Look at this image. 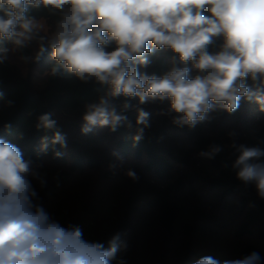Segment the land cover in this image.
<instances>
[{
	"label": "clouds",
	"instance_id": "9594fccd",
	"mask_svg": "<svg viewBox=\"0 0 264 264\" xmlns=\"http://www.w3.org/2000/svg\"><path fill=\"white\" fill-rule=\"evenodd\" d=\"M41 6L61 13L51 33L42 21L28 15L30 7ZM0 12V39L11 42L12 51L36 41L35 60L48 47L52 49L56 62L52 75L62 68L81 81L109 85L97 103L85 106L81 129L85 134L96 125L113 132L120 126L132 127L124 114L132 106L125 103L119 113L111 106L121 96L138 97L141 105L169 100L170 111L181 114L173 120L178 126L195 127L217 107L234 112L242 97L264 111V0H0ZM221 36V50L210 54L208 46ZM113 42L116 47L107 51ZM162 48L171 49L182 64L191 62L199 74L189 78L187 66H173L160 77L142 74L137 65L149 64L145 54ZM8 51L0 47V62ZM249 78L252 87L247 85ZM136 111L133 141L139 142L150 126L149 114L139 107ZM50 116L38 117L37 129L53 132L50 138L42 137L44 151L49 144L66 147L65 135ZM232 147L240 153L232 165L238 170L237 178L254 183L264 198V150L235 143ZM221 150L212 145L200 155L211 159ZM127 175L136 179L132 171ZM29 176L40 179L32 161L24 158L19 147L0 138V264H112L114 260L125 264L117 260L119 234L105 248L84 240L79 227H62L35 203L38 194ZM40 183L45 182L40 179ZM260 261L259 253L253 252L224 264ZM196 264L219 262L207 256Z\"/></svg>",
	"mask_w": 264,
	"mask_h": 264
},
{
	"label": "trees",
	"instance_id": "16d2710c",
	"mask_svg": "<svg viewBox=\"0 0 264 264\" xmlns=\"http://www.w3.org/2000/svg\"><path fill=\"white\" fill-rule=\"evenodd\" d=\"M0 15L3 13L0 12ZM28 15L35 19H46L52 29L56 28L61 18L59 11L44 6L30 7ZM223 43L222 36L214 38L208 52L218 53ZM11 46V42L0 39V47ZM115 47L113 42L106 50L112 51ZM19 51L24 59L27 58L25 60L30 59L31 48ZM51 53L52 49L48 47L38 61L34 59L35 53L31 62L32 67L46 73L42 90L34 89L30 79L19 74L8 59L0 62V93H3L0 97V138L19 147L24 158L32 161L33 168L52 161L50 178L39 187L40 193H37L35 203L46 206L44 209L53 221L66 229L79 227L84 240L102 243L105 248L119 234L121 250L117 260L123 259L125 264L145 262L148 258L157 264H194L203 257L211 256L216 260L218 257L213 252L199 251L193 252L192 257L170 259L163 250L164 241L194 237L207 240L213 219L210 206L215 197V200L227 202L237 212L239 221L234 233L238 238L257 235L264 242V198L259 197L254 183L246 184L239 180L238 170L232 167L240 154L232 147L234 143L264 150V111H260L256 102L242 97L236 111L229 113L217 107L207 114L206 120L189 127L173 123L174 118L181 114L170 111L169 100H149L141 105L138 97L121 96L114 98L111 106L119 113L125 103L131 105L124 114L132 127L120 126L113 132L108 127L96 125L85 134L81 131L85 123L82 118L85 106L97 103L109 85L95 80L81 81L62 68L57 75H52L51 69L56 62ZM145 56L149 64L146 67L137 65L142 74L160 77L173 66L189 67V78L199 74L191 62L182 64L178 55L169 48L158 49ZM247 85L253 86L250 78ZM137 107L149 114L150 126L144 129L143 138L134 142L138 127ZM56 112L67 114L66 119L60 121ZM43 114H51L50 118L56 121L58 130L65 135L66 147L49 144L47 151L43 150L42 137L50 138L53 135L50 130L37 129L38 117ZM65 124L76 127L79 130L77 136H68L64 130ZM5 125H10V128ZM107 135L111 138H107ZM103 144L113 147L120 157L135 162L119 169L124 188L121 194L109 190L101 195H83L76 198L77 205L74 207H69L64 199L58 200V196L71 183L74 173L85 174L87 170L102 168L104 156L100 145ZM212 145L222 149L214 158L200 155ZM56 152L62 155L56 156ZM176 166H191L193 169L187 168L179 181L171 182ZM129 171L135 173L136 179L127 175ZM106 176L113 177L110 172ZM54 200L56 204L48 208V204ZM102 207L109 212L115 210V215L108 228L98 232L96 219ZM141 209L152 211L145 228L153 224L160 231L154 236L144 235L146 239L140 244L138 253L134 254L127 235L131 237L135 233V219L139 217ZM126 241L129 244L124 247ZM253 252L259 253L260 264H264V251L254 243L242 248L241 258ZM112 264H117V261L114 260Z\"/></svg>",
	"mask_w": 264,
	"mask_h": 264
},
{
	"label": "rangeland",
	"instance_id": "374dc122",
	"mask_svg": "<svg viewBox=\"0 0 264 264\" xmlns=\"http://www.w3.org/2000/svg\"><path fill=\"white\" fill-rule=\"evenodd\" d=\"M38 21H42L48 32L51 33L55 31L48 24L46 19L39 18L36 19ZM45 34L44 32H41ZM31 48L32 52L30 54V59L27 61L23 58L22 54L19 50L12 51L13 46L9 47V51L6 56L8 59L18 70L19 74L28 77L31 82V86L34 89L42 90L45 87V79L46 73L39 72L36 67L31 66V62L34 60L33 56L37 51L38 43L33 41L28 46ZM56 116L60 121L66 119L67 114L62 112H56ZM64 130L68 136L74 137L77 136L79 130L76 127L71 125H64ZM107 138H111L109 135ZM101 150L103 151V166L100 169L95 170H87L85 174L74 173L72 176L71 183L69 186L63 191L59 196L58 200H66L69 203V207H74L76 204V198H81L83 195H101L102 192H107L109 190H113L117 195H120L123 191V182L119 177V169L125 165L134 164V161L129 160L128 158H123L117 155V151L110 147L109 145H100ZM264 159V158H262ZM52 166V161L48 160L44 164L35 167L34 169L39 173L40 179H43L44 182L48 181L50 178V169ZM193 169L191 166L182 167L176 166L173 170L170 181H179L183 177V173L185 170ZM110 172L113 177H107L106 173ZM34 190L37 193H40L41 183L40 179L29 176ZM40 187V188H39ZM216 198H212V205L210 206V211L213 215V219L209 225V234L208 239H198L196 237L191 239H169L164 241L163 250L170 257V259H175L179 257L193 256V252H213L218 257L219 264H224L225 261H234L242 259L240 252L242 248L248 243H254L259 246L264 251V242L261 241L257 235H247L242 238H238L234 231L236 229V225L239 221L237 212H235L231 205L224 201L215 200ZM211 201V202H212ZM56 201L50 202L48 204V208H51L55 205ZM43 208H47L43 205ZM117 209H120L116 207ZM138 214L139 217L135 219V233H132V236L127 235L128 238L131 239L132 242V253L136 254L139 251V246L143 240L144 235L154 236L159 233L160 230L155 227L153 224H149L145 228V224L149 221L150 215L152 214L151 210L141 209ZM115 210L109 212L105 210V208L100 212L96 219V229L101 232L108 228L109 224L114 220ZM137 233V234H136ZM143 234V235H141ZM143 238V239H142ZM129 240V239H128ZM129 244L127 241L124 245ZM133 261L135 259H132ZM155 260L147 259L144 261L135 262L134 264H157L154 262ZM194 264H196L194 262Z\"/></svg>",
	"mask_w": 264,
	"mask_h": 264
}]
</instances>
